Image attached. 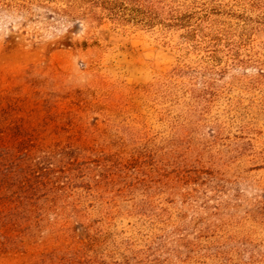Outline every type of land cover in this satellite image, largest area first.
I'll list each match as a JSON object with an SVG mask.
<instances>
[{
	"label": "rangeland",
	"instance_id": "1",
	"mask_svg": "<svg viewBox=\"0 0 264 264\" xmlns=\"http://www.w3.org/2000/svg\"><path fill=\"white\" fill-rule=\"evenodd\" d=\"M0 264H264V0H0Z\"/></svg>",
	"mask_w": 264,
	"mask_h": 264
}]
</instances>
